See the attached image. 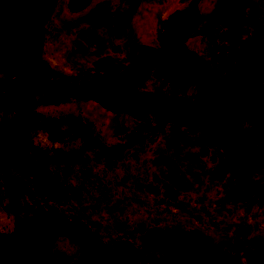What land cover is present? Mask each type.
Here are the masks:
<instances>
[{
  "label": "rangeland",
  "instance_id": "rangeland-1",
  "mask_svg": "<svg viewBox=\"0 0 264 264\" xmlns=\"http://www.w3.org/2000/svg\"><path fill=\"white\" fill-rule=\"evenodd\" d=\"M186 8L184 37L163 32ZM38 44L48 69L111 86L141 118L38 100L20 146L14 116L0 117L5 148H17L0 154V184L20 218L82 222L108 248L136 250L132 264H210L183 250L264 264V145L251 116L264 0H56ZM10 231L0 211L1 264H91L53 231Z\"/></svg>",
  "mask_w": 264,
  "mask_h": 264
},
{
  "label": "trees",
  "instance_id": "trees-1",
  "mask_svg": "<svg viewBox=\"0 0 264 264\" xmlns=\"http://www.w3.org/2000/svg\"><path fill=\"white\" fill-rule=\"evenodd\" d=\"M56 0H0V117L12 114L16 120L12 128L13 140L27 144V135L32 129L29 107L41 100L49 104L63 103L74 98L93 101L102 109L140 119L139 114L126 103L112 97L113 88L83 75L66 76L48 69L34 55L38 51V40L43 32V23ZM193 21L189 8L172 12L162 21L163 32L179 30L184 37ZM162 32V34H163ZM251 116L257 140L264 145V86L251 104ZM0 127V147L5 155L17 150L14 145L8 150ZM1 183V182H0ZM10 181L0 184V211L11 221V237L20 229L30 228L53 231L74 244L91 264H132L137 251L132 247L108 248L88 227L79 221H67L61 216H48L42 212V219L20 218L16 210L6 204L4 198H15ZM163 247H168L164 245ZM184 255H194L206 263L201 252L183 250ZM0 256V264L3 261ZM227 262V260H224Z\"/></svg>",
  "mask_w": 264,
  "mask_h": 264
}]
</instances>
